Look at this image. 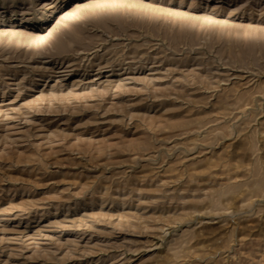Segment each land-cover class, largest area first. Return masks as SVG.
I'll return each instance as SVG.
<instances>
[{
	"label": "rangeland",
	"instance_id": "rangeland-1",
	"mask_svg": "<svg viewBox=\"0 0 264 264\" xmlns=\"http://www.w3.org/2000/svg\"><path fill=\"white\" fill-rule=\"evenodd\" d=\"M0 264H264V0H0Z\"/></svg>",
	"mask_w": 264,
	"mask_h": 264
},
{
	"label": "bare ground",
	"instance_id": "bare-ground-1",
	"mask_svg": "<svg viewBox=\"0 0 264 264\" xmlns=\"http://www.w3.org/2000/svg\"><path fill=\"white\" fill-rule=\"evenodd\" d=\"M65 69V70H64ZM69 69H71V68H61V70H63V71H61V72H59L60 74H65V76H68L70 73H71V70H69ZM102 70H103V68H99L98 69V73H97V75H96V78H95V80L94 81H97V86H101V84H105V83H103L102 82V80H103V77H102ZM124 80V79H123ZM93 81V82H94ZM122 80H120V82H121ZM126 81V80H125ZM150 81H151V79H150ZM153 81V80H152ZM92 82V83H93ZM102 85V86H103ZM85 88V87H84ZM229 91V90H228ZM246 93V92H245ZM242 100V99H241ZM219 111V110H218ZM201 153V152H200ZM257 166V165H256ZM256 172V171H255ZM254 176V175H253ZM258 177V176H257ZM261 181V180H260ZM222 182V181H221ZM17 242V241H16ZM241 245V244H240ZM16 254V253H15Z\"/></svg>",
	"mask_w": 264,
	"mask_h": 264
}]
</instances>
